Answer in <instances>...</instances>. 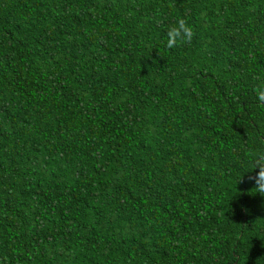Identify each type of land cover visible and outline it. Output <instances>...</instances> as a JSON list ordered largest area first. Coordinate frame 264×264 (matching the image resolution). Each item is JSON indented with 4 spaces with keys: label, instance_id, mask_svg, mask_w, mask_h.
I'll use <instances>...</instances> for the list:
<instances>
[{
    "label": "trees",
    "instance_id": "trees-1",
    "mask_svg": "<svg viewBox=\"0 0 264 264\" xmlns=\"http://www.w3.org/2000/svg\"><path fill=\"white\" fill-rule=\"evenodd\" d=\"M260 85L264 0H0V264H264Z\"/></svg>",
    "mask_w": 264,
    "mask_h": 264
},
{
    "label": "clouds",
    "instance_id": "clouds-1",
    "mask_svg": "<svg viewBox=\"0 0 264 264\" xmlns=\"http://www.w3.org/2000/svg\"><path fill=\"white\" fill-rule=\"evenodd\" d=\"M194 36L192 27L188 22L181 18L177 21V24L169 30L167 46L174 48L177 45L190 43ZM257 98L264 102V85L257 86ZM257 164H259V171H256ZM250 170L255 174L254 186L250 189L253 193H259L264 196V158H258L251 163ZM241 177L239 182L243 180ZM252 179V177H249Z\"/></svg>",
    "mask_w": 264,
    "mask_h": 264
}]
</instances>
